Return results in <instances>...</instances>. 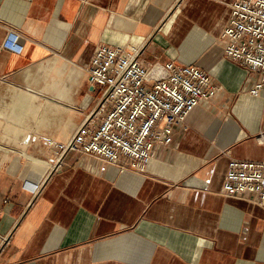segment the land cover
Returning <instances> with one entry per match:
<instances>
[{"label":"crops","instance_id":"obj_1","mask_svg":"<svg viewBox=\"0 0 264 264\" xmlns=\"http://www.w3.org/2000/svg\"><path fill=\"white\" fill-rule=\"evenodd\" d=\"M234 1L0 0V264H264V208L222 191L232 159L264 160L259 74L225 57ZM100 44L197 66L219 88L145 173L59 161L97 105Z\"/></svg>","mask_w":264,"mask_h":264},{"label":"built area","instance_id":"obj_2","mask_svg":"<svg viewBox=\"0 0 264 264\" xmlns=\"http://www.w3.org/2000/svg\"><path fill=\"white\" fill-rule=\"evenodd\" d=\"M222 37L225 57L259 74L250 90L258 95L264 90V0L234 1ZM143 52L107 44L96 48L87 71L99 99L70 141L56 144L59 161L78 152L145 173L155 147L170 143L175 128L217 96L219 88L208 72L175 62L149 64ZM258 140L264 144V132ZM42 187L36 184L31 190L36 195ZM222 191L228 197L251 195L264 208V160L232 159Z\"/></svg>","mask_w":264,"mask_h":264}]
</instances>
